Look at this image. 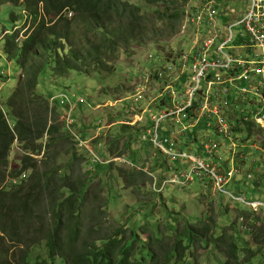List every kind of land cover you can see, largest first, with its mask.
I'll return each mask as SVG.
<instances>
[{"label":"trees","instance_id":"obj_1","mask_svg":"<svg viewBox=\"0 0 264 264\" xmlns=\"http://www.w3.org/2000/svg\"><path fill=\"white\" fill-rule=\"evenodd\" d=\"M7 5L21 8L23 15L16 22L25 21L20 29H25L23 38L18 32L13 34L10 15V28L3 27L9 34L4 54L18 64L24 81L0 106V235L23 243V248L11 257L2 250L0 264H198L193 261V251L200 238L205 245L210 244L204 248H216L222 254L224 264H264V222L255 229L254 244L249 246L240 234H228L209 217L211 222L202 220L200 226L185 222L181 232L173 228V243L165 252L159 223L146 229L151 232L149 236H142L145 232L141 225L136 230L127 220L104 232L101 220L107 214L104 205L108 203L88 206L96 196L91 191L92 172L72 176L80 159L90 161L89 153L78 155L74 139L59 122L60 113L55 108L50 110L48 99L39 101L41 95L35 91L39 73L41 76L47 72L57 79L71 73L111 74L120 52L129 53L134 45L151 42L163 52L160 45L165 33L180 29L187 14L177 0H0V6ZM145 9L152 14L144 13ZM246 9L247 5L239 18ZM69 12L73 13L71 18ZM80 19H84L87 28L84 37L76 32ZM239 129L238 126L239 133L243 132ZM14 145L23 157L16 167L7 170L5 163ZM131 145L127 143L129 150ZM41 155L42 159L36 158ZM61 156L68 157L64 165L57 164ZM232 168L231 165L228 171ZM184 171L190 172L189 163L176 173ZM22 176L25 177L21 179ZM18 178L17 183L11 182ZM7 179L11 180L3 186ZM208 181L214 183L209 178H195L189 183ZM230 184L224 189L232 191ZM132 186H138L136 180ZM256 196L254 193L251 200H259ZM240 215L248 220L252 210L241 209ZM173 223L171 218V227ZM198 229L208 235L200 237ZM147 238L157 244L159 252Z\"/></svg>","mask_w":264,"mask_h":264},{"label":"rangeland","instance_id":"obj_2","mask_svg":"<svg viewBox=\"0 0 264 264\" xmlns=\"http://www.w3.org/2000/svg\"><path fill=\"white\" fill-rule=\"evenodd\" d=\"M207 1L177 0V3L186 13ZM220 1L222 10H226L231 16L228 18V14H226L223 21L224 26L218 30L223 35L225 25L237 20L245 10L247 3L245 0ZM2 7L0 6V75H2L0 76V106L3 107L8 98L12 96L18 83L24 81L18 64L15 61H9L4 54V44L9 34L3 27L10 28L7 17L10 15L11 27H15H13V34L16 36L18 32L19 37L23 38L25 29H20L25 21L16 22L17 18L19 19L23 15L21 8H13L11 5ZM145 10L147 12L144 13L152 14L149 9ZM72 14L68 15L69 18L72 17ZM18 24L19 28L16 27ZM28 26L29 23L26 22V27ZM75 26L77 35L84 37L87 32L84 19H80ZM17 28L18 30H16ZM242 29L241 25L235 28L236 31ZM190 31L189 26L185 28L183 25L173 34H170V31L165 33L162 45H160L163 52L156 49L151 42L145 46L134 45L129 53L121 51L113 65L115 69L111 74L89 73L90 75L84 76L79 73H71L66 78L57 79L47 72L41 76L39 73L35 91L41 95L38 97L39 101L48 99L50 110L55 108L60 113L59 122L63 125L64 131L74 139L78 155H82L84 152L89 153L90 161L87 163L80 159L78 166L75 167L76 174L72 172V176L73 178L75 175L82 177L87 171L92 172L90 173L91 191L96 196L88 206L95 208L103 202L108 203L104 205L108 213L101 220L104 232L110 231L115 225L119 226L127 220L129 226L136 230L141 225V229L145 232V235L142 236H149L151 232L146 229L155 228L157 227L156 223H159L160 231L163 233L161 237L165 252L173 243L174 227L179 228L181 232L185 222L200 226L202 220L211 222L214 219V224L222 225V230H226L228 234H240L245 245H253L252 234L264 222V201L262 200L264 199V126L255 119L252 113L249 115L250 105L259 100V96L251 95L243 98L230 94L220 101L217 99L216 91L211 94V98L217 104L225 100L230 101L233 110H229L228 115L231 122L237 127L239 126V130H243V132H237L240 137L236 136L235 148L232 150L229 148L230 140L218 135L215 136V139L222 142V146L216 152V156L210 159L200 150L202 141L204 142L205 139L204 131L213 134V131L207 127L208 123L197 124L193 128V130L200 131V137L180 138L184 145L183 149L193 151L206 163L216 162V165L221 169V172L218 173L220 180L224 177V173L231 168V163H229L231 160L233 169L237 173L232 178V186L230 184L229 188L233 193L247 198L248 200L244 199L245 203L220 194L212 181L192 185L180 182L183 185H178L174 182L176 171L181 167H187L188 162L179 159L174 162L175 164L173 161L170 163L162 148H155L149 137L145 140L141 138L146 134L143 131L144 128L150 126V119H152L151 111L149 117L144 114L147 107L168 104L171 98L167 95L166 89L173 87L181 90V87L185 86L186 82L183 77L179 76V73L182 69L183 56L189 59V54H191L192 44L186 47L184 39V36ZM239 84L241 88L246 86L243 81H240ZM143 87L145 89L143 97L138 99L136 93ZM201 90L205 91L206 89L202 88ZM61 95L70 97L69 105L61 103ZM180 95H182L181 92ZM152 100H154V104L150 105ZM202 100V96L198 94L194 99L193 109L171 120L172 125L168 126L164 135V146L168 144V141L170 142L171 135L175 133L176 120L180 123L187 122L186 124L189 125V118L193 116V111L198 109ZM234 105L238 108L234 109ZM175 108L177 107L175 106ZM161 110L158 108L153 113L159 122L158 131L160 134L163 132L164 124ZM254 112L264 117V103L254 106ZM127 125L134 128H121ZM243 137H245V141L242 139ZM127 143H132L130 150ZM218 145L220 147L219 143ZM22 157L19 147L14 145L5 163V169L10 170L12 167H16ZM42 157L43 155L36 158L42 159ZM67 159V156H61L57 159V164L64 165ZM170 165H174V167ZM24 177L22 176L21 179ZM10 180L4 181L3 186ZM134 180L137 181L138 186H132ZM18 181L19 178L11 182L15 184ZM254 193L259 200H251ZM228 199H231L232 202ZM261 206H263L262 210ZM101 207L104 209L103 205ZM248 208L252 210V215L247 220L240 215V210ZM150 210L153 211L152 215L149 214ZM208 217L211 220L207 219ZM171 218L175 220L172 227L170 226ZM231 222L234 224L233 229ZM101 227L97 228L99 229L98 235L101 232ZM200 229L197 233L200 237L208 235L201 234ZM210 229L213 231L212 226ZM148 241L159 252L157 244L152 243L151 240ZM205 246H210V244L205 245L200 238V244L193 251V261L198 264H224L222 254L216 248L206 249ZM20 248H23V243L11 241L6 235H0V252L5 250L8 257H11L13 253L18 254Z\"/></svg>","mask_w":264,"mask_h":264},{"label":"built area","instance_id":"obj_3","mask_svg":"<svg viewBox=\"0 0 264 264\" xmlns=\"http://www.w3.org/2000/svg\"><path fill=\"white\" fill-rule=\"evenodd\" d=\"M220 7V0H208L187 13L183 25L191 29L189 34L192 47L189 59L183 56L182 69L179 73V76L183 77L186 82L185 86L181 90L173 87L166 89L167 95L171 98L168 104L147 107L144 114L149 117L151 111L152 119H150V126L144 130L146 134L141 138L145 140L149 137L154 146L162 148L170 160L182 159L189 163L190 172L187 173V170L175 176L174 182H182L181 177H185L186 180L183 182L187 183L194 181L195 178H209L214 181L218 192L245 203L244 196L227 191L223 187L231 182L237 173L233 168L225 172L220 180L218 178V173L221 172L219 166L206 164L190 153L182 151L177 142L179 137L187 135L202 119L209 121L207 127L214 130L218 136L229 140L233 138L234 125L228 115V111L232 109L230 101L225 100L217 104L211 98V94L215 91L218 93V98H216L220 101L230 94L243 98L251 95L259 96L260 99L251 105L255 119L264 125V117L254 112V106L264 103V0H248L244 15L225 25L223 35L221 31L220 33L218 31L224 26V23L221 25L220 16L225 12H221ZM238 25H241L243 29L236 31L235 28ZM189 65L190 70L188 71ZM240 81L245 82L246 86L241 88ZM202 88L206 90L202 91ZM144 90L143 87L136 93L138 99L143 97ZM198 94L203 100L198 109L193 111V116L189 118L190 124L176 120V131L171 135L170 142L168 141V144L164 146L166 127L172 125V119L193 109L194 99ZM60 101L62 104L69 105L70 97L61 95ZM153 104L154 100L150 105ZM158 108L162 109L164 119L161 134L158 131L159 122L153 116ZM218 143L220 144L216 139H209L203 145L205 153L210 156L215 155L221 148V144L219 147Z\"/></svg>","mask_w":264,"mask_h":264},{"label":"clouds","instance_id":"obj_4","mask_svg":"<svg viewBox=\"0 0 264 264\" xmlns=\"http://www.w3.org/2000/svg\"><path fill=\"white\" fill-rule=\"evenodd\" d=\"M197 8V7H196ZM195 8V9H196ZM195 9H191V10H189V11H193V10H195ZM188 11V12H189ZM220 11L221 12H225L224 13V15H222V16H220V21H221V25H222V23H224L223 21H224V18H225V16H226V14H228V12L226 11V10H222V6L220 7ZM187 12V13H188ZM72 13L71 12H69L68 13V15H71ZM187 15V14H186ZM69 17V16H68ZM228 18H231V16L228 14ZM227 18V19H228ZM183 23H184V21H183ZM183 23H182V26H183ZM15 28V27H14ZM13 28V29H14ZM16 30H18V28L16 29ZM184 39H185V42H186V44H185V46L186 47H189L191 44H192V40H191V38H190V34L188 33L187 35H185L184 36ZM150 56H152V55H150ZM233 108L234 109H236V108H238V106H236V105H234L233 106ZM253 114L254 115V113H253V106L252 105H250V113H249V115L250 114ZM207 121L205 120V119H202L200 122H199V124H205ZM234 125V124H233ZM264 126V125H263ZM146 128V127H145ZM145 128H144V130H145ZM143 130V131H144ZM211 130V129H210ZM176 131V130H175ZM204 131V130H203ZM213 131V134H211V133H209V131H204L206 134H205V139H204V142L202 141V145H201V151L203 152V153H205V151H204V149H203V145L209 140V139H215V136L217 135L216 133H215V131L214 130H212ZM166 132H167V127H166ZM239 133V131L237 130V126L236 125H234V133H233V138L230 140V145H229V148L232 150L233 148H235L234 147V141H235V139H236V136L237 137H240V135H238V133ZM245 132V131H244ZM246 133V132H245ZM190 136H196V137H200V131L199 130H191L190 132H188L187 133V135H185V136H182V137H179L178 138V140H177V142L180 144V149L182 150V151H184V152H188V153H190L192 156H194L195 158H198V159H200V160H202V161H204L205 162V160L203 159V158H201V157H198V155L197 154H195L193 151H190V150H185V149H183L184 148V145H183V143H182V141L180 140V138H186V137H190ZM221 144V146H222V142L220 143ZM154 146V145H153ZM155 148H157L156 146H154ZM238 148V147H237ZM255 148H257V147H255ZM261 149H262V147H261ZM234 153V152H233ZM210 159H212L211 157H214V156H216L217 154H215V155H213V156H210V155H208L207 153H205ZM166 157L168 158V156L166 155ZM169 159V158H168ZM169 161H170V163L172 162V160H170L169 159ZM175 162V160L173 161V163ZM206 163V162H205ZM229 163H231V165H232V162H231V160L229 161ZM175 164V163H174ZM206 164H209V165H216V162L215 161H212V162H210V163H206ZM170 166H172V167H174V165H170ZM233 166V165H232ZM175 171V170H174ZM168 183H170V181H168Z\"/></svg>","mask_w":264,"mask_h":264},{"label":"bare ground","instance_id":"obj_5","mask_svg":"<svg viewBox=\"0 0 264 264\" xmlns=\"http://www.w3.org/2000/svg\"><path fill=\"white\" fill-rule=\"evenodd\" d=\"M173 72V71H172ZM174 77V76H173ZM175 78V77H174ZM166 80H167V78H166ZM179 80V79H178ZM167 83V82H166ZM137 84V83H136ZM182 84V83H181ZM184 85V84H183ZM182 88V87H181ZM163 91V90H162ZM161 96V95H160ZM157 104V103H156ZM231 110H233V109H231ZM240 117V116H239ZM244 128V127H243ZM248 132V131H247ZM246 135V134H245ZM247 136V135H246ZM245 148V147H244ZM249 151V150H248ZM245 153V152H244ZM245 155V154H244ZM246 155H248V154H246ZM252 157V156H251ZM254 159V158H253ZM252 163V162H251ZM74 169V168H73ZM39 171H40V169H39ZM77 171V170H76ZM256 174V173H255ZM98 181V180H97ZM96 184V183H95ZM95 186H97V185H95ZM107 191V190H106ZM101 192V191H100ZM109 192V191H108ZM67 193V192H66ZM64 197H65V195H64ZM67 197V196H66ZM102 197V196H101ZM249 198V197H248ZM103 200V199H102ZM101 201V200H100ZM101 203V202H100ZM90 205V204H89ZM92 205V204H91ZM108 213V212H107ZM134 213V212H133ZM120 216V215H119ZM134 217V216H133ZM206 219V218H205ZM105 220V219H104ZM122 221V220H121ZM44 222V221H43ZM192 222V221H191ZM113 224V223H112ZM42 225V224H41ZM203 225V224H202ZM199 228H201V227H199ZM198 231V230H197ZM205 231V230H204ZM210 231V230H209ZM171 233V232H170ZM16 247V246H15ZM17 249H18V247H17ZM13 250V249H12Z\"/></svg>","mask_w":264,"mask_h":264}]
</instances>
